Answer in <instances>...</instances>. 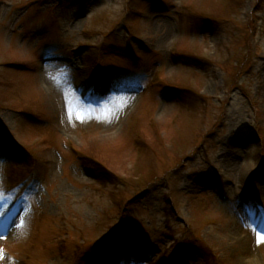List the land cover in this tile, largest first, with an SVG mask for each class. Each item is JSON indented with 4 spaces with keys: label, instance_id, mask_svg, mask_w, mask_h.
<instances>
[{
    "label": "rangeland",
    "instance_id": "rangeland-1",
    "mask_svg": "<svg viewBox=\"0 0 264 264\" xmlns=\"http://www.w3.org/2000/svg\"><path fill=\"white\" fill-rule=\"evenodd\" d=\"M261 234L264 0H0V264H264Z\"/></svg>",
    "mask_w": 264,
    "mask_h": 264
},
{
    "label": "trees",
    "instance_id": "trees-1",
    "mask_svg": "<svg viewBox=\"0 0 264 264\" xmlns=\"http://www.w3.org/2000/svg\"><path fill=\"white\" fill-rule=\"evenodd\" d=\"M262 5V4H259ZM124 250V248H118L117 251H114V248L111 246H108V244L106 246H104L101 249H96V251L94 252L95 255L94 256H90L86 257L87 259H85V263L87 262L88 264H103L105 261H107L108 259H111L115 256H119L121 254V252ZM173 264H176V262L178 263V260H173L172 261ZM171 260H168L166 264H170L172 263Z\"/></svg>",
    "mask_w": 264,
    "mask_h": 264
},
{
    "label": "snow or ice",
    "instance_id": "snow-or-ice-1",
    "mask_svg": "<svg viewBox=\"0 0 264 264\" xmlns=\"http://www.w3.org/2000/svg\"><path fill=\"white\" fill-rule=\"evenodd\" d=\"M257 241L258 242L264 241V234L258 235Z\"/></svg>",
    "mask_w": 264,
    "mask_h": 264
},
{
    "label": "bare ground",
    "instance_id": "bare-ground-1",
    "mask_svg": "<svg viewBox=\"0 0 264 264\" xmlns=\"http://www.w3.org/2000/svg\"><path fill=\"white\" fill-rule=\"evenodd\" d=\"M109 160V159H108ZM127 160V157H125V158H122L121 160H118V162L119 163H121V162H125ZM112 168H114V166L111 164L110 165Z\"/></svg>",
    "mask_w": 264,
    "mask_h": 264
}]
</instances>
